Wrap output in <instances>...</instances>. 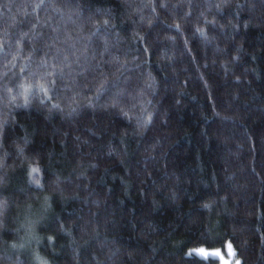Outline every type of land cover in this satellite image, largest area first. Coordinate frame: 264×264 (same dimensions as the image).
<instances>
[{
    "label": "trees",
    "instance_id": "16d2710c",
    "mask_svg": "<svg viewBox=\"0 0 264 264\" xmlns=\"http://www.w3.org/2000/svg\"><path fill=\"white\" fill-rule=\"evenodd\" d=\"M227 245L264 264V0H0V264Z\"/></svg>",
    "mask_w": 264,
    "mask_h": 264
},
{
    "label": "rangeland",
    "instance_id": "374dc122",
    "mask_svg": "<svg viewBox=\"0 0 264 264\" xmlns=\"http://www.w3.org/2000/svg\"><path fill=\"white\" fill-rule=\"evenodd\" d=\"M197 255L201 257L212 256L219 259V264H235L233 260V249L231 245H227L225 251L223 250H208L199 249L194 251Z\"/></svg>",
    "mask_w": 264,
    "mask_h": 264
},
{
    "label": "snow or ice",
    "instance_id": "6c2138e0",
    "mask_svg": "<svg viewBox=\"0 0 264 264\" xmlns=\"http://www.w3.org/2000/svg\"><path fill=\"white\" fill-rule=\"evenodd\" d=\"M33 171L35 172V171H37L36 169H33ZM237 264H239V262L237 261Z\"/></svg>",
    "mask_w": 264,
    "mask_h": 264
}]
</instances>
